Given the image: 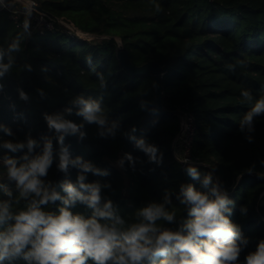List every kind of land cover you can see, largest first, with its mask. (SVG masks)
<instances>
[{
    "label": "trees",
    "instance_id": "16d2710c",
    "mask_svg": "<svg viewBox=\"0 0 264 264\" xmlns=\"http://www.w3.org/2000/svg\"><path fill=\"white\" fill-rule=\"evenodd\" d=\"M33 1L56 20L98 39H74L61 28L44 35L30 33L0 8L2 63L11 59L0 76V202H9L14 213L27 209L34 197L20 198L4 160L15 158L17 166L27 163L25 156L31 160L42 155L50 141L52 163L41 177L44 185L66 197L67 182L88 195L79 187L78 176L83 174L85 184L100 185V206L110 200L124 227L139 223L138 211L156 203L176 214L173 222L159 220L157 226L180 230L189 219L188 207L180 203L181 186L211 194L215 185L231 202V212L225 215L240 228L236 264H245L264 240V115L253 117L252 130L242 123L252 104L264 97V0ZM14 43L18 50L11 48ZM121 45L134 65L155 61L163 67L167 110L194 115L191 163L183 165L174 152L179 118L159 110L151 74L135 77L123 68L117 57ZM245 91L251 101L243 96ZM80 97L100 106L104 126L78 115L81 106L75 101ZM46 114L78 125L77 132L49 129ZM29 139L35 141L31 151ZM141 139L157 148L159 162L138 147ZM5 142L24 147L13 152ZM62 149L77 161L67 171L58 167ZM83 164L99 171L84 172ZM190 167L197 177L189 174ZM206 175L212 177L207 188L202 183ZM63 206L58 199L41 208L59 214ZM69 210L85 219L93 214L79 200Z\"/></svg>",
    "mask_w": 264,
    "mask_h": 264
},
{
    "label": "clouds",
    "instance_id": "9594fccd",
    "mask_svg": "<svg viewBox=\"0 0 264 264\" xmlns=\"http://www.w3.org/2000/svg\"><path fill=\"white\" fill-rule=\"evenodd\" d=\"M24 27H29L28 22ZM11 48L18 50V45L14 43ZM3 57L4 53L0 51V76L11 66V59L8 64L2 63ZM20 96L27 99L23 92ZM243 96L248 101L252 100L246 91ZM75 103L81 106L78 115H82L87 122L105 125V118L97 103L82 97ZM261 115H264V97L252 104L242 123L248 124L249 130H252L253 117ZM45 120L49 129L57 132L75 133L78 130V125L59 115L46 114ZM59 139L62 143L63 136ZM137 143L150 155L151 160L157 161L156 147L145 145L143 139ZM34 144L35 141L28 140L29 151ZM4 147L15 152L24 145L5 142ZM51 148V142H46L42 155L31 160L25 156L23 159L27 163H20L19 166L15 158L6 157L4 160L7 176L16 182L20 198H34L26 210L16 213L11 211L9 202H0V228H3L0 231V264L5 260L11 262L20 258L27 264H88L89 260L93 264H236L241 251L237 243L240 228L225 215L231 212L227 207L231 202L215 185L210 189L211 194L199 191L192 185L181 186L180 203L188 207L189 219L180 230L157 226L159 220L173 222L176 214L166 210L163 204L156 203L138 211L139 223L124 227V221L114 215L110 200L100 206V185L85 184L83 174L78 176L79 187L87 190L88 195L67 182L63 185L66 197H61L54 189L50 190L44 185L41 177L47 175L52 163ZM76 163L69 159L66 149L61 150L58 165L61 171H67L69 164ZM81 167L84 172L99 171L89 164ZM188 172L194 178L198 176L193 167ZM211 182V175H206L202 183L207 188ZM5 193L12 195L7 190ZM58 199L64 205L60 207L59 214L42 210V205ZM78 200L93 209L90 218L73 215L69 210ZM245 264H264V240L246 256Z\"/></svg>",
    "mask_w": 264,
    "mask_h": 264
},
{
    "label": "built area",
    "instance_id": "2783aa9c",
    "mask_svg": "<svg viewBox=\"0 0 264 264\" xmlns=\"http://www.w3.org/2000/svg\"><path fill=\"white\" fill-rule=\"evenodd\" d=\"M11 1L12 5H8L0 0L2 3L1 9L9 11L11 19L20 28L25 29L24 24L25 22H28L29 27L25 30H28L30 33L44 35L47 33H55L57 32L58 28H61L66 34L74 39L86 41L98 39L97 36L84 32L64 20H56L55 18L48 17L47 15L36 11L29 4H25L21 0ZM16 4L23 5V8H20ZM196 133L197 125L195 117L194 115L189 114L187 123L181 128V131L175 139L173 146L176 157L183 165L192 162L191 154Z\"/></svg>",
    "mask_w": 264,
    "mask_h": 264
},
{
    "label": "water",
    "instance_id": "95a60500",
    "mask_svg": "<svg viewBox=\"0 0 264 264\" xmlns=\"http://www.w3.org/2000/svg\"><path fill=\"white\" fill-rule=\"evenodd\" d=\"M25 4H29L33 9L39 11L48 17L54 18L51 14L44 12L34 1L32 0H21ZM117 57L123 66V68L135 77H141L147 74H151L154 77V88L156 93V100L159 110L166 116H176L180 120L181 128L185 126L188 120V114L184 111H169L164 107L163 98L164 92L161 85V79L163 76V67L155 61H149L141 66L133 64L130 54L124 50L122 45L117 53Z\"/></svg>",
    "mask_w": 264,
    "mask_h": 264
},
{
    "label": "rangeland",
    "instance_id": "374dc122",
    "mask_svg": "<svg viewBox=\"0 0 264 264\" xmlns=\"http://www.w3.org/2000/svg\"><path fill=\"white\" fill-rule=\"evenodd\" d=\"M1 1L6 3V4H8V5H12V1L11 0H1ZM1 7H2V3L0 2V8ZM120 44H121V42H120ZM188 159H189V157H188Z\"/></svg>",
    "mask_w": 264,
    "mask_h": 264
}]
</instances>
